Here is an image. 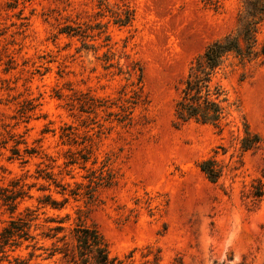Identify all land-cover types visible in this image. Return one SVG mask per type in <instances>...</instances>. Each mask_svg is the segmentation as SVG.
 I'll return each instance as SVG.
<instances>
[{"label": "rangeland", "instance_id": "obj_1", "mask_svg": "<svg viewBox=\"0 0 264 264\" xmlns=\"http://www.w3.org/2000/svg\"><path fill=\"white\" fill-rule=\"evenodd\" d=\"M241 10V0H0V190L26 192L13 214L0 202V231L36 215L35 240L8 252L12 264H79L80 227L126 264H264V194L252 197L264 191V63H228L222 129L178 125L174 112L191 63ZM246 129L263 142L242 152ZM208 159L223 169L216 184L199 167Z\"/></svg>", "mask_w": 264, "mask_h": 264}, {"label": "trees", "instance_id": "obj_2", "mask_svg": "<svg viewBox=\"0 0 264 264\" xmlns=\"http://www.w3.org/2000/svg\"><path fill=\"white\" fill-rule=\"evenodd\" d=\"M241 3L242 10L238 16L236 28L226 36L209 44L205 51L191 63L186 77L181 82L174 106L178 125L195 122L222 129L227 125L233 106L223 84V80L228 77L226 72L228 63L231 59L241 65L264 63V44L259 42V33L264 23V0H241ZM262 142L259 135L252 134L246 129L245 136L240 141V149L242 152L254 150ZM199 167L210 183H218L223 169L215 160H204ZM263 194V187L260 185L252 197L258 200L262 198ZM25 196L26 192L23 189L18 191L0 190V202L2 206L7 207V211L11 214L17 209V201ZM93 198L94 195H91L90 200ZM45 204L54 208L58 207L57 203H49L48 200ZM26 213L25 216L12 217L8 225L0 231V263L6 260L8 264H12L9 261L8 252H14L24 242L35 240L32 230L36 215L30 210ZM50 231H54L55 234H47L44 237L55 239L59 233L65 231V228L56 227ZM66 238L67 236H64L61 241ZM73 240L76 244L72 262L90 264V260H92V264H126L118 258L110 257L108 244L96 229L88 227L75 229ZM58 251L60 249L56 248L49 258H53ZM64 257H68V254H64ZM154 261L158 262L159 258L155 257ZM14 262L28 264L18 258Z\"/></svg>", "mask_w": 264, "mask_h": 264}]
</instances>
